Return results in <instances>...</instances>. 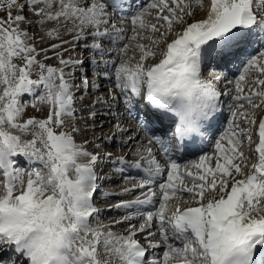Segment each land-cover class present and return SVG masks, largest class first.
<instances>
[{
  "label": "snow or ice",
  "instance_id": "1",
  "mask_svg": "<svg viewBox=\"0 0 264 264\" xmlns=\"http://www.w3.org/2000/svg\"><path fill=\"white\" fill-rule=\"evenodd\" d=\"M126 2L0 0V264H264V0Z\"/></svg>",
  "mask_w": 264,
  "mask_h": 264
},
{
  "label": "rangeland",
  "instance_id": "2",
  "mask_svg": "<svg viewBox=\"0 0 264 264\" xmlns=\"http://www.w3.org/2000/svg\"><path fill=\"white\" fill-rule=\"evenodd\" d=\"M82 43L83 42H80V44H78L76 46V49H77L76 56H78L80 58H83V60H84L83 69L80 70V71H78L77 74H76V76H77L76 84H77V86H78V84H79V86H80V84L82 85L83 84L82 82L86 78L89 81V84L88 85L91 86V81L94 78V72H99V70L98 69H94L93 66L89 63L88 57H89L90 53L88 52V50H86L85 48L81 47V44ZM66 54L69 55L70 54V51H68ZM101 67H103V66L101 65ZM205 75H206V73H205ZM97 76L95 77L96 79H97ZM98 84H99V90L97 92H99V94L97 96L106 95L107 92H108V90H109V88L112 87V83H110V86L107 87V81L104 80V79L101 80ZM80 91H82L80 87L76 89V95H75V97H76L77 103H78L77 104V107L80 108V109H82V108H84L85 105H87V104H89L91 102V99H93V98L96 97V93L94 94L93 92H91L90 93V97H89V101L86 102L85 100L78 99V96L80 95L79 94ZM29 100H30V98H29ZM27 112H29L30 114L40 115V113L35 112V110L32 109L30 106L27 109ZM102 112H106L107 114L104 115ZM78 115H86V113L81 111V112H78ZM107 116H108V112H107V109L106 108H103V107H101V109L98 108V118H97V121H96V124H97L96 135H100L101 132H108L109 131L110 124H109L108 120L106 119ZM101 122H103V125H104L103 129H101L99 127V125L101 124ZM89 136H91V133H89ZM78 137H81V136H78ZM116 146L118 148L120 147L118 145H116ZM118 148L113 147V149H114L113 151L115 152L114 154L117 153L116 155H119L118 152L120 150L122 152L127 151V149H122V148L118 149ZM105 150L107 151V146H105ZM105 162H106V164H110L107 161H105ZM108 166H110V167L107 168V171H106L107 173L111 171V173H115L116 175L119 174L118 177L115 180L120 181L119 183L125 182L124 179L121 178V175H122L121 173H118V172L114 171L112 169L111 165H108ZM125 175H128V174H125ZM119 214H120L119 211H117L116 213L114 211L113 215L111 213H107V214H104L105 217L103 216L102 219H104L105 222H107V220H108L109 217H113V216L118 217Z\"/></svg>",
  "mask_w": 264,
  "mask_h": 264
},
{
  "label": "bare ground",
  "instance_id": "3",
  "mask_svg": "<svg viewBox=\"0 0 264 264\" xmlns=\"http://www.w3.org/2000/svg\"><path fill=\"white\" fill-rule=\"evenodd\" d=\"M63 39H65V40H71V36L70 35H64L63 36ZM55 42H58V41H55ZM46 46V45H45ZM65 47H68V51H70V54H72V55H76L77 53V49L75 48V51H73L72 50V48L71 47H69V46H67V45H65ZM79 47V46H78ZM65 55H68V54H66L65 53ZM49 63H51V64H53V65H56L57 64V61H56V59H55V57H52L49 61H48ZM231 69H235V68H231ZM208 75V73H206V76ZM106 80L108 83L110 82L111 83V81L109 80V79H106V78H104V76H103V74L101 75V74H99L98 76H97V82L99 83L101 80ZM77 80V79H76ZM83 83V82H82ZM77 85V84H76ZM81 85V84H80ZM110 85L109 84H107V87H109ZM80 86L78 85L77 87H76V89L77 88H79ZM84 87V86H83ZM81 88V87H80ZM76 89L74 90V95H76ZM82 89V88H81ZM91 92H93L94 94L96 93V96L99 94V92H97L96 90H93L92 89V87L91 88H89V90H88V94H86V95H82L81 93H82V91H80L79 92V94H81L80 96H79V98L78 99H80V98H85L86 99V102L87 101H89V97H90V93ZM78 104V103H77ZM78 108V107H77ZM78 109H80V108H78ZM101 109V108H100ZM29 113V112H28ZM104 115H106L107 113L106 112H102ZM225 116H227L226 114H224ZM219 125V124H218ZM217 125V126H218ZM85 137H77V140L78 141H80V140H82V139H84ZM113 145V146H112ZM105 146H107V151H109V152H112L113 154L115 153L113 150V147H115V148H118L117 146H116V144H112V143H108V142H105ZM119 146V145H118ZM121 147H119L118 149H120ZM121 150L118 152V154H121ZM117 154V153H116ZM107 168H109L108 166L107 167H105L104 169H107ZM112 176H113V174H111ZM111 176V177H112ZM115 177H118V176H115ZM133 178V177H132ZM132 182H134V181H132ZM112 183H114V182H112ZM112 183H108V188H111L112 186ZM129 183H131V182H129ZM107 185V184H106ZM116 185H117V183H116ZM127 186H128V184H127ZM122 187H125L124 185H120V186H118V188L117 189H119L120 190V188H122ZM119 192V191H118ZM118 192H115V193H118ZM122 198H124V199H132L133 198V196L132 195H127V196H124V197H122ZM117 199H118V197H114V196H111V197H109L108 198V201H107V205L108 204H115V203H117ZM101 200V199H100ZM106 200H107V198H106ZM109 201H111V202H109ZM101 208H104L105 209V212L104 213H113V211L114 210H109L108 208H107V205H106V203H101ZM115 211H117V210H115ZM104 217H105V215H104Z\"/></svg>",
  "mask_w": 264,
  "mask_h": 264
}]
</instances>
